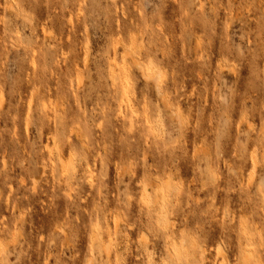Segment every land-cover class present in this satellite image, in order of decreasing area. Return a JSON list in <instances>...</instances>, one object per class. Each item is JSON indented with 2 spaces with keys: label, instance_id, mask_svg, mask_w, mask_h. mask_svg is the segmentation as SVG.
I'll use <instances>...</instances> for the list:
<instances>
[{
  "label": "clouds",
  "instance_id": "9594fccd",
  "mask_svg": "<svg viewBox=\"0 0 264 264\" xmlns=\"http://www.w3.org/2000/svg\"><path fill=\"white\" fill-rule=\"evenodd\" d=\"M0 264H264V0H0Z\"/></svg>",
  "mask_w": 264,
  "mask_h": 264
}]
</instances>
